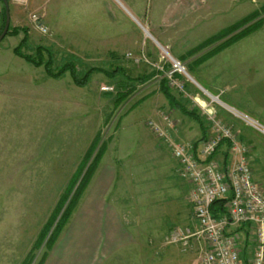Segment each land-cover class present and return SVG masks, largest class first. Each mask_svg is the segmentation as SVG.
I'll list each match as a JSON object with an SVG mask.
<instances>
[{
	"label": "rangeland",
	"instance_id": "obj_1",
	"mask_svg": "<svg viewBox=\"0 0 264 264\" xmlns=\"http://www.w3.org/2000/svg\"><path fill=\"white\" fill-rule=\"evenodd\" d=\"M8 4L9 26L28 29L27 41L22 46L24 52L34 54L37 46L46 48L53 58L54 69L70 61L80 75L91 67L108 70L120 67L131 78L128 83L135 85V90L117 102V82L124 76L109 77L95 71L84 86H77L69 73L60 78L49 77L43 66L36 67L16 56L12 48L19 43L22 32L19 36L6 35L0 41V264H20L24 259L40 225L50 215L97 132L99 141L94 153L102 141L105 151L115 145L119 151L131 153L139 148H151L154 140L149 132L152 131L145 122L149 118L158 121L159 112H165L174 120L179 140L200 139L199 124L171 105L160 90L162 73L155 65L163 64L162 47L185 67L206 56L202 62L193 63L188 73L203 89L212 92L241 87L242 66L230 61L229 56L241 50L246 54L258 52L262 58L260 63L256 62L259 67L248 68L253 65L248 60L242 71L244 87L250 93L241 90L235 93L239 104L264 118V0H8ZM254 11L255 16L245 25L188 55V50ZM33 12L46 25L47 33L35 28L30 19ZM258 21L259 26L243 37L215 53L209 52ZM46 50L44 55L49 53ZM127 53L144 54L148 61L135 62ZM152 71L155 74L150 80L144 83L136 80L137 76ZM185 82L188 97L174 88L172 94L188 109L196 110L209 129L208 116L194 96L198 94L205 104L216 107L219 104L189 78ZM103 85L112 86L113 91H101ZM154 108L157 110L153 115L150 110ZM222 116L233 124L253 178L264 189V137L231 115ZM166 149L167 152L155 151L144 182L142 178L143 183L151 184L153 202L160 198L156 193L162 190L158 188L160 181L181 185L176 163H172L174 173L167 178L171 153L167 146ZM225 150V146L221 147L217 156L222 158ZM129 173L122 174L125 180L132 178ZM149 206L138 205V210L147 211ZM156 209L161 211L158 205ZM168 246L172 250L169 262L177 257V264H201L193 246L183 248L170 243ZM245 248L246 252L250 249L248 245ZM44 250L42 245L35 251L31 264H37Z\"/></svg>",
	"mask_w": 264,
	"mask_h": 264
},
{
	"label": "crops",
	"instance_id": "obj_2",
	"mask_svg": "<svg viewBox=\"0 0 264 264\" xmlns=\"http://www.w3.org/2000/svg\"><path fill=\"white\" fill-rule=\"evenodd\" d=\"M258 54L254 51L246 54L241 50L229 56L230 61L239 62L242 66L239 72L241 87H237V90L222 88L212 92L207 88V91L214 96L218 95L226 104L260 119L259 114H251L243 104L236 101L235 93L240 90L245 93L246 84H243L245 81L242 71L248 60L253 63L248 68L259 67L256 62L260 63L262 58ZM246 92L250 93V90ZM155 109L150 110L153 115L156 113ZM214 110L218 117L224 116V113L229 115L220 107L214 106ZM261 119L264 122V118ZM149 133L154 140L151 148H139L131 153L119 151L114 144L112 149L103 153L95 174L87 184L68 224L42 264H177V257L169 262L172 250H169L166 238L174 227L194 226L191 219L192 208L188 202L190 186L180 177L178 180H181V185L170 180L168 184L160 181L158 188L162 190L156 192L160 198L153 202L151 184L143 183L146 168L150 169L149 162L155 151L167 152V149L151 132ZM167 154L169 156V152ZM169 157L167 178H171L172 172L174 173L172 163H176L171 154ZM124 172H131L132 178L125 180L122 175ZM144 188H147V191H144ZM168 189L172 190L171 193H168ZM146 204L150 205L147 211L138 210V205ZM157 205L161 211H157Z\"/></svg>",
	"mask_w": 264,
	"mask_h": 264
},
{
	"label": "built area",
	"instance_id": "obj_3",
	"mask_svg": "<svg viewBox=\"0 0 264 264\" xmlns=\"http://www.w3.org/2000/svg\"><path fill=\"white\" fill-rule=\"evenodd\" d=\"M30 19L40 33H47L48 29L39 15L33 12ZM162 50L165 53L160 56L163 64H156L155 67L161 71V77H165L170 88L188 97L185 80L189 78L209 94L220 108L264 137L263 123L203 89L180 60L165 48L162 47ZM131 55L127 53V57ZM131 57L135 62L148 61L144 54ZM100 89L113 91L110 85H103ZM194 97L195 100L201 98L198 94ZM207 105L210 110L200 107L208 116L209 129L204 139L195 142L179 140L175 122L165 112H159L158 121L149 118L145 122L158 142L167 146L176 161L178 176L190 186L188 202L192 208L194 226L172 228L166 242L180 244L183 248L193 246L201 264H264V189L254 180L244 157V146L232 125L216 115L213 105ZM222 140L229 143L226 164L223 156L219 158L217 154L214 155ZM220 198L227 199L225 212L213 216L210 205ZM246 245L250 249L243 253Z\"/></svg>",
	"mask_w": 264,
	"mask_h": 264
},
{
	"label": "trees",
	"instance_id": "obj_4",
	"mask_svg": "<svg viewBox=\"0 0 264 264\" xmlns=\"http://www.w3.org/2000/svg\"><path fill=\"white\" fill-rule=\"evenodd\" d=\"M1 2V11H0V32L2 31L3 25H4V19H5V8L3 6L2 0ZM264 8V7H263ZM256 14V11L252 12L251 14L241 18L240 20H237L235 23L231 24L225 29H222L218 33L214 34L212 37L205 39L203 42L199 43L197 46L192 48L191 50H188V55L191 56L194 52L200 51L202 48H205L209 45H212V43L223 39L224 37H227L229 34L234 32V30L239 29L242 25H245L248 20L252 19ZM260 22H255L253 24H249L242 29L239 32H236L232 36L226 39V41H223L216 47L212 48L209 52L210 53H215L218 51V49L225 47L226 45L233 43L237 39L243 37L245 34H247L249 31L255 29L257 26H259ZM23 33V36L20 38L19 43L12 48V52L18 56L19 58L23 59L27 63H30L36 67L43 66L44 72L46 75L49 77L53 78H60V76L64 73H69V75L72 78V81L77 85V86H84L91 73L93 72H101L109 77L112 76H124L122 80H119L118 83V91H117V98L115 100L117 102H120L127 98V96L135 90V85L129 84L128 79H131L125 71L120 68V67H114V70H108L105 68H100V67H91L86 70L82 75L79 74V71L77 70V66L73 62H65L62 64V66L58 67V69H54L53 65V58L51 56V53L46 50V48H43L41 46H37L35 53L30 54L26 53L23 51L22 46L25 45L27 41V33L28 29L27 28H17V27H10L8 28V31L6 35H18L19 33ZM5 35V36H6ZM4 36V37H5ZM3 37V38H4ZM2 38V39H3ZM43 50L48 51L49 53L47 55H44ZM184 58V57H182ZM205 57H198L194 61L191 62L189 67L187 68L188 72H191L192 65L198 64L204 60ZM155 72L152 71L147 75H142V76H137L136 80L139 81L140 83H144L145 81L150 80L154 76ZM177 77H180L177 75ZM126 78V79H125ZM125 87V89H124ZM160 90L161 92L165 95L167 98L168 102L176 107L181 113L189 116L190 118L194 119L200 127L201 130V137L199 140L204 139L207 134V129L208 126L203 123L202 119L200 118L198 112L194 110L193 108L188 109L184 103H182L181 100L176 98L172 92L171 88L168 86V82L165 79V77H161L160 79ZM140 102V101H139ZM138 103V102H137ZM99 141V132L96 133L94 139L91 141L89 144V147L84 153L83 158L80 160V163L77 167V170L73 173L71 178L68 180V183L63 190L62 194H60L59 199L56 201L55 206L53 207L50 215L44 222V224L41 226L39 229L34 241L32 242L28 252L26 253V256L24 259L21 261L20 264H31L34 256H35V251L38 250L42 245H44L45 250L42 252V256L37 262V264H42L47 251L53 246L54 242L56 241L59 233L61 232L63 226L66 224L68 221L69 217L73 213L74 209L76 208L78 201L81 197V195L84 192V189L86 188L87 184L89 183L95 168L100 161L104 151H105V141H102L100 146L98 147L97 151L94 153L95 148L98 144ZM225 146L226 150L223 152V161L224 164L227 163L228 161V147L229 143L227 141L222 140L219 145L217 146L215 150V154L218 153L221 147ZM88 164V165H87ZM87 166V167H86ZM86 167L83 175L81 176L84 168ZM81 176V179L79 180V177ZM79 180L77 186L75 187L77 181ZM75 187V188H74ZM72 192V194H71ZM71 194V196H70ZM226 198H220L215 200L211 205H210V210L213 216H219L224 214V203L226 202ZM65 205V207H64ZM64 207V208H63ZM63 208V210H62ZM62 212L60 213V211ZM60 213V215H59ZM59 215V217H58ZM58 217V219H57ZM57 219V221H56ZM56 221L55 225L53 226L54 222ZM53 226V228H52ZM246 251L244 250L243 253Z\"/></svg>",
	"mask_w": 264,
	"mask_h": 264
},
{
	"label": "water",
	"instance_id": "obj_5",
	"mask_svg": "<svg viewBox=\"0 0 264 264\" xmlns=\"http://www.w3.org/2000/svg\"><path fill=\"white\" fill-rule=\"evenodd\" d=\"M2 3H3V6L5 8V19H4V25H3L2 31L0 32V41L6 35L8 28H9V23H10V13H9L8 0H2Z\"/></svg>",
	"mask_w": 264,
	"mask_h": 264
},
{
	"label": "bare ground",
	"instance_id": "obj_6",
	"mask_svg": "<svg viewBox=\"0 0 264 264\" xmlns=\"http://www.w3.org/2000/svg\"><path fill=\"white\" fill-rule=\"evenodd\" d=\"M196 100L201 107H203L206 110H210L209 106L207 104H205L200 98H197Z\"/></svg>",
	"mask_w": 264,
	"mask_h": 264
}]
</instances>
